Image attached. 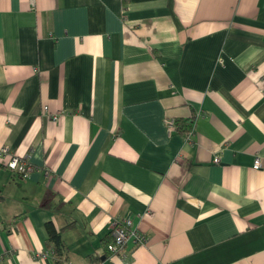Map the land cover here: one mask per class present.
Returning <instances> with one entry per match:
<instances>
[{
  "label": "crops",
  "instance_id": "0c3cea01",
  "mask_svg": "<svg viewBox=\"0 0 264 264\" xmlns=\"http://www.w3.org/2000/svg\"><path fill=\"white\" fill-rule=\"evenodd\" d=\"M263 82L264 0H0V264H264Z\"/></svg>",
  "mask_w": 264,
  "mask_h": 264
},
{
  "label": "built area",
  "instance_id": "2783aa9c",
  "mask_svg": "<svg viewBox=\"0 0 264 264\" xmlns=\"http://www.w3.org/2000/svg\"><path fill=\"white\" fill-rule=\"evenodd\" d=\"M262 89L264 91V82ZM44 111L49 113L54 120H57L60 116L59 113L49 112L47 105L44 106ZM165 124L169 132H174L180 128V124L175 117H165ZM215 161H220V158L216 157ZM0 164H4L13 170L19 171L23 175H27L33 169V164L26 156L13 152L7 145L0 146ZM261 164V157L257 155L253 167L260 168ZM111 227L113 239L107 244V246L109 252L112 254L125 256V247L130 239H134L138 244H145L148 242V236L145 232L135 226L133 220L129 217H115L111 222ZM43 255H45L44 252L39 251L36 253L37 257Z\"/></svg>",
  "mask_w": 264,
  "mask_h": 264
},
{
  "label": "trees",
  "instance_id": "16d2710c",
  "mask_svg": "<svg viewBox=\"0 0 264 264\" xmlns=\"http://www.w3.org/2000/svg\"><path fill=\"white\" fill-rule=\"evenodd\" d=\"M178 123L180 124L179 130L183 131H188L191 128V123L192 121L190 119H177ZM71 224H69L70 226ZM46 227L49 233V238L47 240V244L53 249V251L56 252L57 255V262L62 261V254H63V247H64V241L62 238V230L66 227H63L62 229H57L55 226L54 222L49 220L46 222ZM113 239V234L110 233L106 235L103 238V241L105 243V254L108 255V246L107 244ZM91 260L93 263H98L102 257V255H97V254H90Z\"/></svg>",
  "mask_w": 264,
  "mask_h": 264
},
{
  "label": "water",
  "instance_id": "95a60500",
  "mask_svg": "<svg viewBox=\"0 0 264 264\" xmlns=\"http://www.w3.org/2000/svg\"><path fill=\"white\" fill-rule=\"evenodd\" d=\"M102 257H105V256H102Z\"/></svg>",
  "mask_w": 264,
  "mask_h": 264
}]
</instances>
